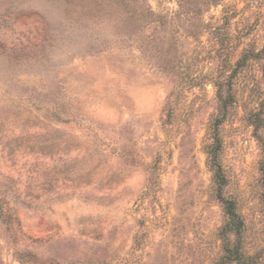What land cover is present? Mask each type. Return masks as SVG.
<instances>
[{"label": "rangeland", "instance_id": "1", "mask_svg": "<svg viewBox=\"0 0 264 264\" xmlns=\"http://www.w3.org/2000/svg\"><path fill=\"white\" fill-rule=\"evenodd\" d=\"M263 47L264 0H0V264H217L228 80L222 194L264 264Z\"/></svg>", "mask_w": 264, "mask_h": 264}, {"label": "trees", "instance_id": "2", "mask_svg": "<svg viewBox=\"0 0 264 264\" xmlns=\"http://www.w3.org/2000/svg\"><path fill=\"white\" fill-rule=\"evenodd\" d=\"M260 53L264 54V47L260 50ZM243 61H245L244 58ZM213 86L216 89L215 98L218 103L219 116L211 124L212 146L208 151V162L213 173L216 195L222 206L225 216V221L220 233L222 241V255L217 264H249L248 260L243 257L241 251L240 240L243 222L235 210L234 202L232 200L225 199L222 194L226 180L219 162L220 141L217 135V129L224 120L228 106L232 103L231 82L228 80L224 83H215ZM261 150L262 158L260 161L259 170L264 179V142H261Z\"/></svg>", "mask_w": 264, "mask_h": 264}]
</instances>
